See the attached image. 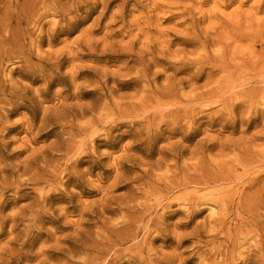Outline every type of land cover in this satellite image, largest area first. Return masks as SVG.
I'll return each instance as SVG.
<instances>
[{"label":"bare ground","instance_id":"obj_1","mask_svg":"<svg viewBox=\"0 0 264 264\" xmlns=\"http://www.w3.org/2000/svg\"><path fill=\"white\" fill-rule=\"evenodd\" d=\"M115 1H119V3L116 5V9L111 12V18L112 20L118 19L121 22L118 35L128 38L124 49L129 52L133 50L134 45L138 44L141 45L142 49L137 54L131 55L128 60V62L139 66V69H135L134 77L127 80L110 79L116 81L117 87L129 83H141L146 94L135 102L127 103L123 102V99H119V101L111 100L115 87L107 86L110 75L104 71L102 82L99 81L90 93L95 96L93 102L85 107H64L62 103L72 96H83L80 85L76 83V80L83 73L77 70L79 69L77 65H72L68 73L70 74L73 92L64 96L61 94L67 90L63 93L60 90L55 92L57 98H60L58 100L59 107H63L62 112L56 118L62 130L61 134L64 135L62 138L64 142L60 144L58 135H53L54 139L49 143V149L60 151L59 158L55 159L53 154H50V158L44 154H42L43 157L39 156L40 154H32L23 161V174L34 165L33 183L45 185V187L49 186V188L47 190H45V187L39 189L30 203L21 206L17 212L7 217L2 216V212L7 205L0 196V234L3 233L8 221L14 222L17 218L26 219L29 223L28 226L41 225L44 223V218L48 219V223L55 224L59 218L66 217V210L69 207H55L52 210L51 207L53 203H64L78 212L77 215H74L78 218L72 224L68 220L64 221L66 227L63 229L77 227L81 230H77L75 236L72 237L74 246H70L69 250L61 254L65 258L61 264H118L120 260H123L125 264L130 261L135 264H174L172 257H168L162 252V247L177 249L189 244L188 246L198 248L202 243L205 245L211 244L213 247L210 251L200 255L199 258L213 257L214 264H235L236 260L239 261V259H233L231 253L239 249L240 244L242 245L241 251L246 252V254L243 252L245 256L238 264H264V213H261V210L264 209V149L261 151H246L247 154L237 164H234L235 167L239 168L224 169L217 166L209 169L206 164L200 161L205 152L203 146L209 147L202 142H199L200 157L197 162L192 161L197 154L196 150H189L187 146L180 142L168 143L166 146L160 147L158 154L162 157L157 158L153 163L146 160L151 155L149 153L151 144L149 143L140 148L142 144L146 143V140L152 142V139L156 137L158 128L151 126V121L155 122L162 118H175L177 116L178 111L171 109L175 106L170 104L163 107L160 100L166 97H178L180 86L185 82L194 84L198 79L205 78L207 80L208 83L203 85L202 90L198 93L203 101H207V94H223L236 89L233 92V94H237L235 97L245 96L247 98L246 102L253 104L258 100L257 94H264V17L256 20L249 16L245 20H236L239 17L236 16L233 21L234 32L228 38L232 44H223L220 54L213 56L211 59L213 63L206 67L195 65L193 68H189L188 64L182 61L179 62V66L175 63H169V68L164 69L163 72L165 74L167 70H172L173 76L163 75V82L155 83L157 78L162 75V71H152L151 69L160 66L167 55L183 52V49L170 51L169 47L173 41L178 40L184 46L199 43L203 47L205 43L209 42L213 34L201 32L198 29L202 18L193 15L192 0H184V3L182 0H92L89 10L100 8L98 16L80 35H91L96 30L95 28L101 27V21ZM246 1L240 0L239 3L243 5ZM143 2L145 4H142ZM130 5L131 8L128 9ZM138 5L142 9L140 11L141 15L132 20H125V13L127 11L132 12L133 8ZM85 6V0H64V2L62 0H31L29 11L22 9L20 12L16 11V13L17 15L28 13L26 24H28V20L38 23L37 20H34L35 17L61 16L62 18L56 23H51L50 29L46 32L48 36L47 43L51 45L58 32L69 36L75 31V25H78L80 21H74L75 16L71 19H67L65 16L75 14L85 9ZM250 10L254 14L262 12L264 10V0L253 1ZM176 18H179V20L175 21ZM153 21L169 23V31L166 32L173 35L174 38L167 39V36L157 27L151 30ZM20 23L21 19L18 20V24ZM71 25L72 27H69ZM3 26L6 39H8L11 31V18H5ZM108 27L109 24H105L103 28ZM14 30L18 32L19 25ZM151 32L157 33V37L161 41L157 42L148 38L147 35L149 36ZM104 35L106 37L112 34L105 32ZM214 35H216V31H214ZM78 40L79 38L76 37L72 42L74 46L68 47V53L72 61H81L84 57H90L87 54L73 52V48H82ZM242 41L247 42L244 48L234 45V43ZM38 42L41 43V40L39 39ZM91 42V38H87L86 45H91ZM257 43L260 44L259 50L256 49ZM11 50L12 45L8 40L6 46H0L2 58L8 57ZM145 53L148 55L147 57ZM27 55L30 56L29 53ZM105 57L108 59V63L111 62L112 58H116L114 54L105 55ZM39 61L42 62V60ZM125 65L127 66V64ZM61 66L60 58L57 57L54 63V71H59ZM34 67L36 69L29 67L27 71L29 75L37 72L44 81H50V78L46 77L45 64H36ZM183 70H189V73H187L188 78L175 79L177 71ZM214 75H220L222 85L217 84L215 87H208L209 78ZM47 76L53 77L54 75L50 72ZM27 79L29 80L28 77ZM252 80H256L259 85H252ZM15 88L27 92L29 85L19 83L17 86L15 84ZM48 88L49 83L35 90L34 94L38 97L44 96L48 93ZM12 93L13 90L6 94L0 86V143L2 145H4V138L16 125L10 119L15 113L13 107L1 112L3 109L1 104L8 102L7 97L16 96ZM19 97L22 98V94ZM261 101L264 104V98ZM151 103H155V107L148 111L147 108ZM238 106V104L232 103L234 109ZM95 112H97L96 115H93ZM252 112L253 116H264V109L254 108ZM252 114L250 112V116ZM88 115H91L88 120L79 123ZM250 116L243 121L245 127L241 125L240 132L242 134L248 132L250 127L253 128L252 125H259L253 123L257 118ZM123 125L130 128L128 135L132 136L134 141L122 146V154L113 158L112 164L105 165L102 161L110 158L111 152H100L98 148L104 146L107 149H113L116 143L119 142V136H112V132L119 130V127ZM263 125L260 123L261 127ZM135 126H137V129L134 128ZM234 127V123L225 126V128H231L232 131ZM32 128L33 125L31 124L25 129L26 136ZM142 131H145V133H142ZM166 132L174 135L176 129L169 128L166 129ZM256 134L264 135L261 132H255L253 135ZM142 135L145 137L141 140ZM191 137L192 133L186 131L182 139L187 141ZM136 139L138 143H135L137 142ZM226 147L230 146L227 145ZM137 151L140 154H137ZM187 153L191 157L185 161H180ZM4 161L3 150L0 148V193L8 186V183L10 186L13 183L12 181L9 182V177L4 175L7 171L6 166H3ZM256 164L259 165L256 166ZM144 166H147V168ZM139 167L145 169L140 170ZM162 167L166 169L164 174L157 175L152 172V168L160 170ZM258 167L259 170L252 172L254 168ZM94 168L100 169V171L94 179H90L89 177L92 176V169ZM137 169L141 171L140 174L134 172ZM112 170L114 175L108 189L121 183L123 185L120 188L128 189L120 197L113 195V191H108L107 187L102 189L101 186L92 183L94 181L102 183L108 180L110 175L105 176V174H111ZM238 170H240L239 175L235 174ZM145 177L150 180L149 183H142V179ZM51 182L54 184L51 185ZM133 184L139 185L134 186ZM221 185H229L232 188L217 195L204 193L196 196L194 195L195 192L190 193L187 191L189 187L204 190L207 187ZM98 191L101 194L98 202H91V205L80 202V205H77L78 198L87 194H97ZM21 197H24V195ZM177 197L182 198L176 199ZM116 200L120 202L115 207H110L109 203ZM207 203L218 206L220 211L218 217L208 223L194 222V218L203 210L202 204ZM176 205L177 207L172 213L180 215L182 218L173 223V227L186 229L194 224L190 231L177 233L174 229L168 227L165 220L166 212ZM105 213L119 215L121 227L115 229L119 224L107 226ZM15 227L14 224H11L6 232L7 235L11 236L6 241L7 247L0 258V264H4V262H7L5 264H19L22 260L31 261L36 254L34 253V256L27 255L21 250L25 247H33L38 237L46 234V232H37L32 242L29 244L22 242L16 248L15 244L19 236L12 235ZM56 230L57 228L52 231ZM26 231L28 233L30 228ZM237 231L239 233H236ZM204 236L209 237V240L202 241ZM221 237H224L223 240L218 241ZM248 237L252 239V243L244 247L247 244ZM156 240L162 242L159 247L153 245ZM169 240L172 241L173 245H167ZM123 245L130 246L128 256L119 250V247ZM229 247L230 250H228ZM48 251L45 248L39 249V255L44 256L39 261L40 264H49V261H47L50 258L47 255ZM75 256H78L77 259H74ZM16 257L17 259H15ZM185 262L186 259L181 258L177 264H185ZM200 264H205V262L201 261Z\"/></svg>","mask_w":264,"mask_h":264},{"label":"rangeland","instance_id":"obj_2","mask_svg":"<svg viewBox=\"0 0 264 264\" xmlns=\"http://www.w3.org/2000/svg\"><path fill=\"white\" fill-rule=\"evenodd\" d=\"M30 1L31 0H0V46H6L8 40L12 45V50L8 53V57L3 59L0 54V86L5 90L6 94H9L11 90H13L12 94H16L15 97H7L9 99L8 102L1 104L3 106L1 112H5L12 107L14 108L15 113L10 119L12 122L16 123L13 130L4 138V145L0 143V148L3 150V156L5 158L3 166H6L7 169L4 175L9 177V182H13L11 186L7 182L8 186L3 189L2 193H0V196L7 205L2 212L3 217H7L12 213L17 212L21 206L30 203L39 189L45 187V185H36L33 183L34 165H32L30 169L23 174L24 159L32 154H40L39 156L41 157H43L42 154H44L48 158H50V154H53L55 155V159H58L61 154L60 151H52L49 149V143L54 139L53 135H58V141L60 144L64 142L62 139L64 135L61 134L62 130L56 118V116L62 112L63 107H59L58 100H60V98H57L55 92L60 90L63 93L67 90L61 94L62 96L66 94L70 95L73 92L70 74L68 73L72 65H77L79 68L77 70L83 73V75L76 80L77 85H80L81 87L80 90L83 93V96H72L66 102L62 103L64 107H85L89 103L93 102V98L95 96L90 93L99 81L102 82V73L104 71L108 72L110 75L107 81V86L115 87V92L112 94L111 100L119 101V99H123V102H135L141 96L146 94L145 88L141 83H129L122 87H117L116 81L110 79L115 78L118 80H127L134 77L135 69H139V66L132 62H128V60L131 55L137 54L142 49L140 44L134 45L133 50L129 52L124 49L128 38H123L121 35H118V29H120L121 22H119L118 19L112 20L111 18V12L116 9V5L119 1L112 3L107 15L101 21V27L95 28L96 30L91 35H80L88 26L92 24L93 20L98 16V11L100 9L97 8L92 11L89 10L92 0H85V9H82L75 14L65 16L67 19H71V17L75 16L73 20L80 21L78 25H75V31L69 36H65L58 32L51 45L47 43L48 36L46 35V32L50 29L52 22L56 23L62 17L40 16L34 18V20H37L38 23L28 20V24H26V16L28 13L17 15L16 11L20 12L22 9L29 11ZM253 1L255 0H247L243 5H240V0H192L191 5L193 15L195 17L202 18V22L199 23L198 29L201 32L204 31L207 34H213V36L210 37L209 42L205 43L203 47L199 43L184 46L180 44V41L178 40L173 41L169 47L170 51L174 52L175 50L183 49V52H180L179 54L171 53L167 55V58L164 59L163 63H160V66L151 69L152 71H162V75L157 78L155 83H162L163 75L173 76L172 70H167L165 74L163 72L164 69L169 68V63H175L179 66V62L182 61L185 64L187 63L189 68H193L195 65H203L206 67L207 65L213 63L211 59L213 56H218L220 54L223 44H232L228 38L234 32L233 21L236 16H239L236 20H245L249 16L255 18L256 20L263 19L264 10L255 14L250 10ZM62 2H64V0H62ZM182 2L184 3V0H182ZM142 4H145V2ZM139 6L140 5L134 7L132 12L127 11L125 13V20H132L139 17L141 15L140 11H142ZM130 8L131 5L128 6V9ZM5 18H11V31L8 39H6V33L3 26ZM19 19H21L20 24H18ZM178 20L179 18H176L175 21ZM154 21L152 22L153 24L151 30H154L157 27L158 30H162V33L167 36V39L174 38L173 35L166 32L169 31V23ZM105 24H109V27L106 29L103 28ZM18 25L19 30L16 32L14 28ZM69 27H72V25ZM177 29L180 30L181 28ZM214 31H216V35H214ZM105 32H110L112 35L105 37ZM157 36L158 34L155 32H151L149 36L147 35L148 38L160 42L161 40L158 39ZM76 37L79 38L78 43L82 46V48H73V52L90 55V57H84L81 61H72L70 59V54L68 53V47L74 46L72 42ZM87 38H91V45H86ZM39 39L41 40V43L38 42ZM245 43L247 42L242 41L234 43V45L239 48H244ZM259 48L260 44L257 43L256 49L259 50ZM104 50L108 51L103 53L102 51ZM28 53L30 56L27 55ZM109 54H114L116 56V58L111 59L110 63L107 62L108 59L105 57V55ZM145 56L147 57L148 55L145 53ZM57 57L60 58L62 66L60 70L56 72L54 71V63L56 62ZM39 60H42V62ZM36 64H45L46 73H53V77H49L46 74V77L50 78V81H44L37 72L33 75H29L27 72L29 67L36 69L34 67ZM125 64H127V66ZM130 69L131 71L129 72ZM187 73H189V70L177 71L175 79H186L188 78ZM209 81L208 87H215L217 84L222 85L220 75L211 76ZM19 83H26V85H29L27 92L19 91L15 88V84L17 86ZM48 83L49 91L46 95L38 97L34 94L35 90L42 88ZM206 83L208 82L205 78L198 79V81L194 84H192V82H185L180 86L178 97H166L160 100V104L163 107L170 104L175 106L171 109L177 110L178 114L175 118L166 117L161 120H156L155 122H150L151 126L157 127L158 130L156 132V137L152 139V142H150V140H146V143L142 144L140 147L143 148L145 145L149 143L151 144L149 152L151 155L146 160L151 163L155 162L157 158L162 157V155L158 154V149L160 147L166 146L168 143L180 142L187 146L189 150H196L197 154L192 161L197 162L200 157L199 142H202L204 145H208L209 147L206 148L203 146L205 152L203 154V158L200 160L201 163L206 164L209 169L217 166L224 169H236L239 167H235L234 164H237V162L247 154L246 151H261L264 149V135H253L255 132L264 133V116L257 117L252 114V110L254 108L264 109V104L261 101V99L264 98V94H257L258 100L253 104H251V102H246L247 98L245 96L235 97L237 94H233V92L236 89L224 92L223 94H207V101H203L198 93L202 90L201 87ZM251 84L259 85L256 80H252ZM20 94H22V98L19 97ZM96 94H98V92H96ZM235 98L237 99L234 100ZM232 103L238 104L239 106L234 109L232 107ZM154 107L155 103H151L147 110L150 111ZM97 112L93 115H96ZM250 112L252 114L251 116ZM249 116L257 118V120L253 123L259 125H252L254 126L253 128L250 127L248 132L242 134L240 132L241 125L245 127V123H243V121H245ZM90 117L91 115H88L83 120H80L79 123H84ZM232 123L235 124L233 131L231 128H225V126H229ZM260 123L263 127L260 126ZM31 124L33 125V128L26 136L25 129ZM134 128L137 129V126ZM169 128L176 129L174 135H170L166 132V129ZM129 130V127L123 125L119 127V130L112 132V136H119V142L116 143V146L113 149H107L104 146H100L98 148V151L100 152H111V157L103 160L102 163H105V165L112 164L113 158L122 154V146L133 143L134 138L128 135ZM186 131L192 133V137L187 141L182 139V136L186 133ZM142 133H145V131H142ZM120 135H122V137H120ZM144 137L145 136L142 135L140 137L141 140L144 139ZM135 141H137V139ZM135 143H138V141ZM153 144L155 145L152 147ZM227 145L230 147H226ZM136 153L140 154L138 151ZM190 157L189 153L184 154L180 161H185ZM258 165L259 164H256V166ZM144 167L147 168V166ZM144 167H139V169H145ZM140 170L137 169L134 170V172L140 174ZM256 170H259V167L254 168L252 172ZM99 171L100 169L97 168L92 169V176L89 178L94 179L95 175ZM165 171L166 169L164 167L160 170L152 168V172L157 175H162ZM235 174L239 175L240 170H238ZM106 175H110L108 180H105L102 183L94 181L92 182L93 185L101 186L102 189L107 187L108 191L112 190L113 195H117L119 197L128 191L127 188H120L123 183L114 188L108 189V186L112 182L114 171L112 170L111 174L106 173L105 176ZM149 181L150 180L146 177L142 179V183H149ZM50 184L52 185L54 183L51 182ZM133 185L136 186L139 184ZM48 188L49 186H46L45 190ZM230 188L232 187H229V185L207 187L204 190L189 187L187 191L190 193L195 192L194 195L196 196L204 193L217 195ZM22 195H24V197H21ZM100 197L101 194L99 191L97 194H87L77 199V205H80V202L91 205L93 202H98ZM181 198L182 197H177L176 199ZM119 202V200L110 202V207H115ZM62 206L69 207L66 210L67 215L66 217L59 218L55 224L48 223L47 218H44L43 224L37 226H28V221L21 218H17L14 222L8 221L3 233L0 234V258L2 257L4 249L7 247L6 241L11 236L7 235L6 232L8 231L9 226L14 224L16 227L12 235L16 234L19 236L18 241L15 244L16 248H18L22 242H26L27 244L32 242L35 239L37 232H46V234L38 237L33 247H25L21 250L27 255L34 256L35 253V257L29 262L22 260L19 264H40L39 261L44 257L38 253L40 248L49 250L47 253L50 257L47 260L49 261V264H61L62 261L65 260L61 254L69 250L70 246H74L72 237L75 236L77 230H81L77 227H73V229H63L66 227L63 222L68 220L72 224L77 220L78 216L74 215H77L78 212L70 205H65L64 203H53L51 210L55 207ZM176 207L177 205L166 212L165 220L168 223V227L170 229H174L177 233L190 231L194 224L186 229L182 227H173L172 224L182 218L180 215H174L172 213ZM202 207L203 210L196 218H194V222L198 221L208 223L210 220L218 217L220 211L217 205L207 203L202 204ZM261 213H264V209L261 210ZM104 217L107 219V226L110 224H119L115 229L121 227L119 215L105 213ZM28 228H30V231L27 233L26 230ZM55 228H57V230L53 232L52 230ZM236 233H239V231ZM223 238L224 237H221L218 241H222ZM208 240L209 237L207 236L202 238V241ZM161 243V240H156L153 242V245L155 247H159ZM250 243H252V239L248 237L247 244L244 245V247H247ZM167 245H173L172 241L169 240ZM188 245L189 244H185L177 249L168 247H162L161 249L164 254L168 255V257H172L174 264H177L181 258L186 259L185 264H200L201 261H204L205 264H214L213 257H209L207 259L199 258L200 255L210 251L213 245H205L202 243L198 248H193ZM129 247V245H123L119 247V250L124 255L128 256L127 253L129 251ZM241 249L242 245L240 244L239 249L231 253L233 259H239V261L242 260V257L245 256L246 252L243 251L245 253L244 254ZM228 250H230V247ZM52 254L55 255L53 256ZM77 257L78 256H75L74 259H77ZM15 259H17V257ZM239 261L236 260L235 264H238ZM5 263L7 262H4V264ZM118 264L125 263H123V260H120ZM127 264L135 263L130 261Z\"/></svg>","mask_w":264,"mask_h":264}]
</instances>
